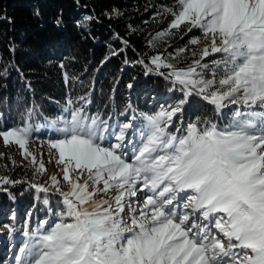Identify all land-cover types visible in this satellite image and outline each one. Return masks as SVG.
Segmentation results:
<instances>
[{
    "label": "snow or ice",
    "instance_id": "6c2138e0",
    "mask_svg": "<svg viewBox=\"0 0 264 264\" xmlns=\"http://www.w3.org/2000/svg\"><path fill=\"white\" fill-rule=\"evenodd\" d=\"M168 16L147 37L155 54L124 63L163 78L171 103L153 97L154 113L130 99L122 111H92L87 92L42 126L29 122L37 113L28 107L20 124L0 127L31 171L0 175V191L26 184L49 214L35 228L26 220L14 264H264V0H174L152 18ZM114 37L120 47L102 65L131 47ZM76 80L64 72L66 85ZM189 107L201 114L188 117ZM40 127L43 138L33 135ZM34 140L50 150L39 161ZM45 155L59 176H47Z\"/></svg>",
    "mask_w": 264,
    "mask_h": 264
},
{
    "label": "trees",
    "instance_id": "16d2710c",
    "mask_svg": "<svg viewBox=\"0 0 264 264\" xmlns=\"http://www.w3.org/2000/svg\"><path fill=\"white\" fill-rule=\"evenodd\" d=\"M173 2L0 0V127L20 124L28 107H33L37 113L29 122L34 127L42 126L46 123L45 118L51 121L61 115L66 99L87 92H91L96 101L91 106L92 111L97 106L106 112L122 111L130 99L138 112L154 113L159 105L153 97L160 102L174 101L176 96L167 93L169 84L163 78L145 76L141 66L124 63L125 58L133 61L140 53L155 54L147 44V37L165 28L167 19L156 23L153 13L162 5L171 6ZM113 9L123 15H112ZM86 17L95 19L86 20ZM58 19L60 26L56 24ZM129 26L135 31H130ZM114 33L128 39L131 47L102 65L105 56L120 47ZM193 34L199 33H189V36ZM186 37L179 41L181 45ZM61 64L65 66L63 69ZM64 72L77 77L74 87L66 85ZM133 77L134 88L129 90L126 85ZM196 103L201 102L194 100ZM224 113L226 122L231 108L225 109ZM200 114L193 107L188 108V117ZM204 114L213 115L210 108ZM33 135L46 136L45 128L40 127ZM25 172L31 176L26 165H0V173L12 179L25 178ZM6 187L9 192L0 191V218L17 210L21 225L25 227L27 220L29 228H35L41 220L49 218L42 204L43 194L37 199V194L26 184ZM10 194L15 199H11ZM51 203L55 205L56 197H52ZM30 211L33 215L29 218L27 213Z\"/></svg>",
    "mask_w": 264,
    "mask_h": 264
},
{
    "label": "rangeland",
    "instance_id": "374dc122",
    "mask_svg": "<svg viewBox=\"0 0 264 264\" xmlns=\"http://www.w3.org/2000/svg\"><path fill=\"white\" fill-rule=\"evenodd\" d=\"M172 17H167L166 27L168 23L171 21ZM163 29V28H162ZM199 35V34H196ZM189 36L186 37L184 43L187 42ZM182 44V45H183ZM234 107V106H233ZM123 119V117L121 118ZM41 137V136H36ZM45 137V136H44ZM43 138V137H42ZM29 150L33 151L37 155L38 161L40 160L41 156L40 153L43 151L44 153H49V148L46 143L43 144V147L40 146L39 140H34L33 142L29 143L28 145ZM0 153H7L6 156H0V165H13L12 159L14 158L16 164H23L27 166V162L23 160L22 156L20 155V151L17 146L10 145L5 147L3 145L2 139H0ZM44 161L47 168V176H51L53 174L60 175L58 169L61 168L60 165H55L49 162V155L44 156ZM0 175H3L0 173ZM47 176L43 177V179H47ZM17 210H15V217H13V213L8 215L7 217L0 218V264H14V257L18 254V248L21 246L22 231L24 227L21 225L20 220L21 218L17 217ZM7 225L8 227H5ZM14 227L17 231L13 234L12 239H9V228Z\"/></svg>",
    "mask_w": 264,
    "mask_h": 264
}]
</instances>
